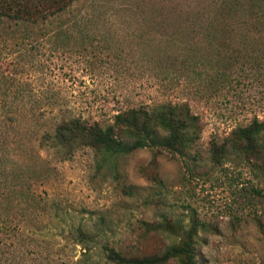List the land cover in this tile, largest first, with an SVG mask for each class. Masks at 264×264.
<instances>
[{
  "label": "rangeland",
  "instance_id": "374dc122",
  "mask_svg": "<svg viewBox=\"0 0 264 264\" xmlns=\"http://www.w3.org/2000/svg\"><path fill=\"white\" fill-rule=\"evenodd\" d=\"M209 1L225 13L229 0H75L50 29L3 24L0 152L7 168L16 158L33 172V197L16 190L21 208L9 214L21 230H0L12 264H75L82 250L66 230L77 225L88 243L127 255L190 236L197 264H264V162L231 140L237 126L264 121V36L209 44L185 12ZM163 103L197 117V137H183L180 151L142 147L97 163L88 147L66 159L39 147L59 110L108 123L119 110L152 114ZM163 219L168 229L157 227ZM26 224L42 231L28 236Z\"/></svg>",
  "mask_w": 264,
  "mask_h": 264
},
{
  "label": "trees",
  "instance_id": "16d2710c",
  "mask_svg": "<svg viewBox=\"0 0 264 264\" xmlns=\"http://www.w3.org/2000/svg\"><path fill=\"white\" fill-rule=\"evenodd\" d=\"M74 1L0 0V30L6 22H12L17 29L22 30L32 25L44 30L50 29L51 19L65 12ZM218 7L219 5L214 1H209L200 8L190 9L189 7L185 11L195 15V18H192V24L202 30L201 33L205 35V38L207 37L209 44L217 40L219 42V40L233 41L235 39L237 42L238 39L264 36V0H229L226 2L225 13L218 12ZM184 20L190 19L186 17ZM72 23L73 21L58 22L55 25L56 29L65 30L72 28ZM86 26L84 24V28ZM80 28L83 27L80 25ZM240 44L244 45L243 42ZM175 108L181 110L175 111ZM52 119L49 126L51 130L39 136V147L43 144L58 159H66L75 150L88 147L93 150L97 163H103L111 157L142 147L180 151L182 138L190 134L194 139L199 131L197 117L191 115L187 107L170 103L157 105L152 114L148 113L143 106L119 110L113 113L108 123L84 117L81 113L76 114L69 109L55 112ZM157 119L158 124L165 128L164 135H160L155 128L154 120ZM231 140L237 149H241L250 156H257L264 162L263 120L253 117L247 124L237 126L232 131ZM213 149L220 151L219 147ZM4 158L0 152V230L2 232L5 227H12L16 232L21 230L24 221L16 217L11 219L9 214L21 208L18 206L16 190L21 193L27 191L23 194L33 197V193L30 192L33 172L22 170L23 165L16 158L10 159V167L7 168V161ZM5 167L9 170V174L4 172ZM30 211L33 209H28V212ZM25 213H27L25 210L20 209L21 217ZM35 214L38 216L40 213L35 211ZM30 218L29 215L25 216L28 222ZM163 223V227L159 224L157 227L163 230L168 229L170 225L168 220L163 219ZM25 226L24 230L28 236H34L42 231V226L27 224ZM104 231L105 229H102L101 233ZM66 232L73 243L80 245L82 250L75 264H86V261H90L91 264H166L172 259L176 260L177 264H197L190 236L178 239L158 252L127 255L123 250L109 243H99L97 246L88 243L89 233L80 225L70 227ZM12 240L13 238L9 241L12 242ZM1 244L3 242H0ZM14 244L12 243V246ZM97 248H99L100 259H93V252ZM12 252L15 254V249H12ZM0 254L1 262H4L2 264H12L7 258L9 252L3 256L0 248ZM15 255L17 257V254Z\"/></svg>",
  "mask_w": 264,
  "mask_h": 264
}]
</instances>
